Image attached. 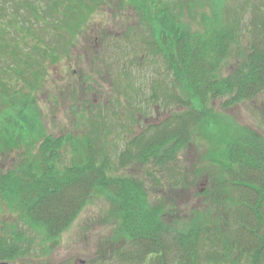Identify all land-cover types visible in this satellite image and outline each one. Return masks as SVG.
<instances>
[{
    "label": "trees",
    "instance_id": "trees-1",
    "mask_svg": "<svg viewBox=\"0 0 264 264\" xmlns=\"http://www.w3.org/2000/svg\"><path fill=\"white\" fill-rule=\"evenodd\" d=\"M9 1L13 15L29 13L27 24L35 18L41 27V34H34L26 47L11 44L16 48L12 50L11 68L21 64L34 77L33 81L42 79L39 58L53 51L54 45L46 39L47 31L60 23L65 32V25L72 26L75 17L94 8L84 0ZM251 6L253 17L249 25L240 21V9L230 5L225 8L224 21L220 11L203 30H192L165 14L142 16L140 29L147 37L141 43L153 55L163 58L170 76L165 92L160 97L155 95V101L174 97L181 105L189 107L195 103L198 107L173 112L160 122L146 124L115 156L118 167L148 171V167L174 161L192 144L194 128L212 110L213 101L223 99L222 103L229 107L255 100L264 92V5ZM63 35L59 34L60 38ZM60 38L56 40V48L66 47L67 43ZM5 42L9 48L10 40L6 38ZM227 63L229 70L223 73L221 70ZM23 75L27 76L25 72ZM170 91L175 94H169ZM182 93L187 95L186 99L180 96ZM9 98L10 109L0 117V138L10 144L34 134L27 122L29 117L36 119V112L29 100ZM10 118L13 121L9 123ZM31 140L34 143L35 137ZM64 142L62 137L45 136L32 158L26 157L0 173V194L18 211L28 225L27 231L42 234L43 242L56 245L60 234L92 196L104 194L110 202L109 215L118 220L116 230L128 237L130 249L123 262L140 264L149 258L150 264H264L262 136L245 133L225 145L219 158L225 165L226 177L209 191L215 195L218 189L231 196L214 197L211 215L195 216L184 227H171L165 221L167 209L160 202L150 201L149 188L142 178L114 174L115 166L108 152L90 137L79 145L71 143L76 145L75 156L59 169L57 162ZM206 192L203 195L208 200ZM25 235L13 229L0 237V260L23 254L25 249L18 241H25Z\"/></svg>",
    "mask_w": 264,
    "mask_h": 264
},
{
    "label": "rangeland",
    "instance_id": "rangeland-1",
    "mask_svg": "<svg viewBox=\"0 0 264 264\" xmlns=\"http://www.w3.org/2000/svg\"><path fill=\"white\" fill-rule=\"evenodd\" d=\"M84 1L94 6L92 12L75 17L72 26L65 25V32L59 27L60 23L47 31V42L54 47L48 56L39 58L43 69L42 79L37 81H33L34 77L29 76L21 64L11 68L14 65L11 54L16 50L14 43L26 47L25 43L34 34H41L38 21L33 18L31 24H27L30 14L13 15L10 6L0 15V117L10 109L7 104L10 96L21 102L29 100L36 112V119L29 117L27 122L34 131L32 136L27 134L26 139L19 138L10 144L0 138V173L12 169L26 157L32 158L45 136L62 137L65 141L57 162L60 169L75 156L73 147L90 137L108 152L115 166L114 174H132L145 181L150 201L164 205L167 209L164 219L171 227L188 226L201 214L209 217L214 197L231 196L217 188L215 195L209 191L226 177L220 152L227 143L245 133H256L264 138V92L255 100L229 107L222 103L223 99L213 101L212 110L194 128L192 144L174 161L161 167H148L151 174L146 169L118 167L115 156L146 124L160 122L173 112L198 107L195 103L189 107L181 105L174 97L155 101V95L160 97V93L165 92L170 76L163 58L153 55L141 43L147 34H142L140 23L144 15L165 14L192 30H203L220 11L224 21L225 8L231 5L240 9V21L249 25L253 17L251 4L262 6L264 0ZM59 34H65L63 39ZM6 38L11 42L9 48ZM57 38L67 43L66 47L56 48ZM229 67L227 63L221 71L227 73ZM180 96L187 98L184 93ZM12 121L10 118L8 122ZM3 131L7 130L3 128ZM72 142L77 144L71 145ZM109 205L104 194H94L52 246L42 241L40 232L27 231L28 225L21 220L18 211L0 194V237L16 229L29 239L18 241L25 249L23 254L0 262L127 263L122 260L129 253L128 237L116 230L119 223L109 215ZM150 261L147 258L140 264H150Z\"/></svg>",
    "mask_w": 264,
    "mask_h": 264
},
{
    "label": "flooded vegetation",
    "instance_id": "flooded-vegetation-1",
    "mask_svg": "<svg viewBox=\"0 0 264 264\" xmlns=\"http://www.w3.org/2000/svg\"><path fill=\"white\" fill-rule=\"evenodd\" d=\"M11 1L9 0H0V15H2V11H8Z\"/></svg>",
    "mask_w": 264,
    "mask_h": 264
},
{
    "label": "water",
    "instance_id": "water-1",
    "mask_svg": "<svg viewBox=\"0 0 264 264\" xmlns=\"http://www.w3.org/2000/svg\"><path fill=\"white\" fill-rule=\"evenodd\" d=\"M0 264H8V263H6V262H0Z\"/></svg>",
    "mask_w": 264,
    "mask_h": 264
}]
</instances>
